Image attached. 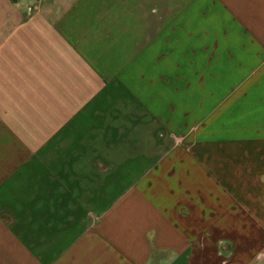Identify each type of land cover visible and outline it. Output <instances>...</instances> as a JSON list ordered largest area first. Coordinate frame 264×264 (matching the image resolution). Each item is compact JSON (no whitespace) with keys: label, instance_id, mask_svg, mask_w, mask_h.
Wrapping results in <instances>:
<instances>
[{"label":"crops","instance_id":"1","mask_svg":"<svg viewBox=\"0 0 264 264\" xmlns=\"http://www.w3.org/2000/svg\"><path fill=\"white\" fill-rule=\"evenodd\" d=\"M0 264H264V0H0Z\"/></svg>","mask_w":264,"mask_h":264}]
</instances>
